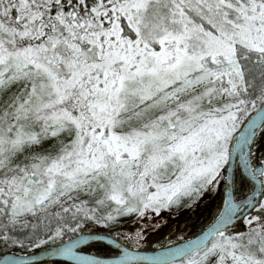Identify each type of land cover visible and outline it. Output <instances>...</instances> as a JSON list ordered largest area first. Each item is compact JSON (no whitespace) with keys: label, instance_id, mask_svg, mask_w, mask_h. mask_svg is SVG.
I'll list each match as a JSON object with an SVG mask.
<instances>
[{"label":"snow or ice","instance_id":"obj_1","mask_svg":"<svg viewBox=\"0 0 264 264\" xmlns=\"http://www.w3.org/2000/svg\"><path fill=\"white\" fill-rule=\"evenodd\" d=\"M221 186L199 235L135 253ZM109 237L131 250H77ZM0 247L264 264V0H0Z\"/></svg>","mask_w":264,"mask_h":264},{"label":"trees","instance_id":"obj_2","mask_svg":"<svg viewBox=\"0 0 264 264\" xmlns=\"http://www.w3.org/2000/svg\"><path fill=\"white\" fill-rule=\"evenodd\" d=\"M257 152L259 153V151ZM256 155L258 156L259 154ZM222 191L223 188L221 186L218 189V192L208 194V197L204 201L198 203L194 209L181 211L178 215L164 212L162 214L163 223L160 225V227L156 228L154 226V229L152 231L147 232V234H155V236H152V239L154 240H152L151 243H147L144 245L140 244L137 250L150 251L155 248V251L158 248L161 249V246H171L170 244H168V242L165 244V238L168 239V241L173 240L174 242L179 243L182 241L179 240L178 237L183 236L186 240L197 234L200 231L202 225H206L211 222V218L216 213L218 205L222 203L220 196V193H222ZM143 223L144 221L139 222L140 225H142ZM137 226V223L129 221L122 227H120L119 231L121 233L135 232L137 230ZM92 227L94 228V226ZM97 232L101 233L99 231ZM102 233L108 235V230L102 231ZM0 254L2 253L0 252ZM55 263L59 264V262Z\"/></svg>","mask_w":264,"mask_h":264},{"label":"water","instance_id":"obj_3","mask_svg":"<svg viewBox=\"0 0 264 264\" xmlns=\"http://www.w3.org/2000/svg\"><path fill=\"white\" fill-rule=\"evenodd\" d=\"M200 232V231H199ZM199 232L196 234V235H199ZM92 235L94 236H97V237H100V236H107V235H103V234H99V233H92ZM196 235L190 237V238H194ZM189 238V239H190ZM113 238L109 237V239H105V240H89V241H86L85 243L81 244L78 246V248L82 247L83 245L85 244H88L90 242H103L107 245H109L110 247L114 248L118 253H120V251L122 250V248H126L124 245H122L120 242L117 241V243L119 245H121V247H117V244H113L111 243L110 241L112 240ZM183 242V241H182ZM182 242H179V243H182ZM172 246V245H171ZM171 246H168V247H171ZM77 248V249H78ZM161 249H158L156 251H146V252H139V251H135V253L139 254V256L141 257H148V256H152L154 253L156 252H159ZM6 254H11V253H5L3 255H6ZM85 254V253H84ZM2 255V256H3ZM19 255V254H17ZM85 255H89V254H85ZM29 257H32L34 256L35 259L34 260H31L30 261V264H33V263H38V262H49V261H54V260H62V261H67V262H70V263H73L72 261H70L67 257H55V256H50V255H45L43 253V251H40V252H36V253H31V254H28ZM102 258H105V257H102ZM111 258H115V257H111ZM111 258H105V259H111ZM133 264H148V261L146 260H143V259H138L136 261L133 262Z\"/></svg>","mask_w":264,"mask_h":264},{"label":"rangeland","instance_id":"obj_4","mask_svg":"<svg viewBox=\"0 0 264 264\" xmlns=\"http://www.w3.org/2000/svg\"><path fill=\"white\" fill-rule=\"evenodd\" d=\"M256 154H260V153H256ZM208 197V195H206L201 201H199L198 203H200V202H202V201H204L206 198ZM191 210V209H190ZM175 210H173V212H174ZM181 211H187V210H185V209H182V210H180V212ZM94 226V228L92 227V229L94 230L92 233H96L97 231H99V232H101L102 233V231H107V229L106 228H104L103 226H98V225H93ZM95 227H96V229H95ZM103 234V233H102ZM147 234V233H146ZM148 235V236H147ZM147 235H145V237H144V239L141 241V245H144V244H147V243H151V241L152 240H154V239H152V236H155V234L154 235H152V234H147ZM111 238H113V239H116L118 242H120V243H122L123 245H125V246H127V248H129V249H131V242L130 241H128V240H122V239H120V238H118V237H111ZM164 242H165V244L168 242V239H164ZM151 246H153V245H151ZM0 249H1V253H16V254H19L20 252H26L27 254H31V253H36V252H40V251H43V249H21V248H11V249H9L8 250V252H5V249L3 248V247H0ZM154 249L155 248H153L152 249V251H154ZM158 249H160V248H158ZM157 249V250H158ZM134 250H137V248H135ZM1 255V254H0ZM40 264V263H39ZM41 264H57V263H51V262H42Z\"/></svg>","mask_w":264,"mask_h":264},{"label":"flooded vegetation","instance_id":"obj_5","mask_svg":"<svg viewBox=\"0 0 264 264\" xmlns=\"http://www.w3.org/2000/svg\"><path fill=\"white\" fill-rule=\"evenodd\" d=\"M78 251H81L85 254L89 255H99L101 257H116L119 255V253L109 245L103 243V242H90L88 244L83 245L82 247L77 249ZM1 251V249H0ZM51 263L59 262V264H73L67 261H49ZM41 264L42 262L33 263V264Z\"/></svg>","mask_w":264,"mask_h":264}]
</instances>
